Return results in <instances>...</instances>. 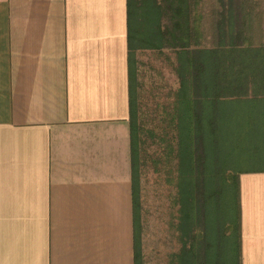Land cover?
I'll list each match as a JSON object with an SVG mask.
<instances>
[{"label": "crops", "instance_id": "obj_1", "mask_svg": "<svg viewBox=\"0 0 264 264\" xmlns=\"http://www.w3.org/2000/svg\"><path fill=\"white\" fill-rule=\"evenodd\" d=\"M127 34L128 0H0V264H144ZM239 174L264 264V170Z\"/></svg>", "mask_w": 264, "mask_h": 264}, {"label": "trees", "instance_id": "obj_2", "mask_svg": "<svg viewBox=\"0 0 264 264\" xmlns=\"http://www.w3.org/2000/svg\"><path fill=\"white\" fill-rule=\"evenodd\" d=\"M196 4L197 0H128L129 126L136 230H142L138 210L141 184L137 137L143 130L136 108V64L142 50L163 52L165 49L172 51L171 47H174L175 72L179 73L181 80L174 97L176 105L173 113L169 114V128L173 130L170 137L173 148L170 150L177 158L178 166L175 178L179 221L176 228L181 243L176 256L173 254L174 261L175 264H242L239 173L260 171L264 167L240 170L232 173L233 181L226 180L221 201L229 225L228 222L226 226L223 223L218 238L208 240L204 255L200 254L205 244L204 237L196 233L200 209L198 193L200 187L208 192L209 177H216L217 172L224 171L221 168L226 167L221 165L222 154L228 148H244L245 142L236 141L235 135H248L250 147L264 150V68L257 64L260 60L264 62V45L221 49L218 50L219 55L201 45L204 41V34L200 31L203 19ZM249 91L258 93L250 96ZM200 151L204 154L201 155ZM226 175H222L223 180ZM232 184L234 190L231 189ZM224 237L227 240L226 252L219 249ZM224 253L225 258H222ZM139 254L138 249L137 261L142 264Z\"/></svg>", "mask_w": 264, "mask_h": 264}, {"label": "rangeland", "instance_id": "obj_3", "mask_svg": "<svg viewBox=\"0 0 264 264\" xmlns=\"http://www.w3.org/2000/svg\"><path fill=\"white\" fill-rule=\"evenodd\" d=\"M196 6L199 7L203 19L200 31L204 34V41L200 44L213 49L218 55V50L221 49L264 45V0H197ZM171 48L172 51L165 49L163 52L142 50L136 64V108L139 112L138 121L143 125V130L137 137L140 152L137 165L140 169L138 210L143 230L141 243L144 264H175L173 254H177L181 247L176 228L179 221L175 178L178 166L177 158L170 150L173 148V140L170 139L173 130L169 128V114L173 113L176 105L174 97L180 89L181 80L179 73L175 72V48ZM257 64L264 68L262 60ZM255 93L258 92L249 91V95ZM235 139L245 142L244 148H228L222 154L221 165L226 167L221 168L224 171L217 172L216 177H209L208 192L200 187L201 191L198 193L200 209L198 208L197 213L199 219L196 233H200L205 240L200 253L202 255L207 251L208 240L218 238L223 223L224 226L227 222L229 225V221L225 220L227 212L223 210L221 201L226 180L233 181L235 178L232 173L240 170L264 167L263 148L250 147L248 135H235ZM199 153L204 154L203 151ZM224 174H227L225 180L222 179ZM231 189L234 190L233 184ZM222 240L219 249L226 252L227 240L225 237ZM222 258H225V253Z\"/></svg>", "mask_w": 264, "mask_h": 264}]
</instances>
